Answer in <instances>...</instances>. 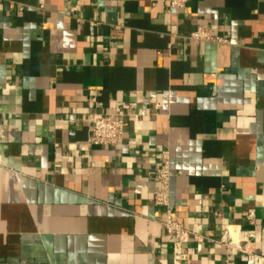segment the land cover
<instances>
[{
  "label": "crops",
  "instance_id": "1",
  "mask_svg": "<svg viewBox=\"0 0 264 264\" xmlns=\"http://www.w3.org/2000/svg\"><path fill=\"white\" fill-rule=\"evenodd\" d=\"M163 150L183 264H251L226 223L264 254V0H0V264H175Z\"/></svg>",
  "mask_w": 264,
  "mask_h": 264
},
{
  "label": "built area",
  "instance_id": "2",
  "mask_svg": "<svg viewBox=\"0 0 264 264\" xmlns=\"http://www.w3.org/2000/svg\"><path fill=\"white\" fill-rule=\"evenodd\" d=\"M188 0H169L170 6L180 9L186 6ZM191 38L201 40H216L211 29L206 25H199L190 34ZM124 117L114 112H92L89 115V136L88 144L114 146L123 141L124 136ZM162 163L158 167L156 177L159 181V188L154 194V203L165 207V219L162 221L167 233L174 238L173 261L175 264H183L188 253L186 243L192 231L183 227L174 217L170 205V183L171 168L170 154L168 150H163L160 154ZM254 213H250L249 218H253ZM256 231L244 229L240 224L226 223L222 225V235L220 243L224 245L229 253H242L251 264H264V254L257 251L254 239Z\"/></svg>",
  "mask_w": 264,
  "mask_h": 264
}]
</instances>
